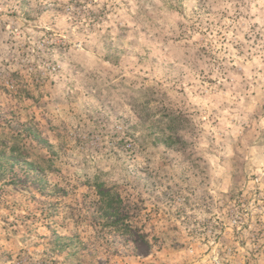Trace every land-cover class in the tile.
Listing matches in <instances>:
<instances>
[{
    "label": "rangeland",
    "instance_id": "rangeland-1",
    "mask_svg": "<svg viewBox=\"0 0 264 264\" xmlns=\"http://www.w3.org/2000/svg\"><path fill=\"white\" fill-rule=\"evenodd\" d=\"M158 262L264 264V0H0V264Z\"/></svg>",
    "mask_w": 264,
    "mask_h": 264
},
{
    "label": "clouds",
    "instance_id": "clouds-1",
    "mask_svg": "<svg viewBox=\"0 0 264 264\" xmlns=\"http://www.w3.org/2000/svg\"><path fill=\"white\" fill-rule=\"evenodd\" d=\"M98 117L101 119H107L105 114L102 113H98ZM117 156H119V153H117ZM132 180L136 181V182H142L143 184L147 185L148 184V176L146 174L141 175L140 173L143 171L142 169H137L135 167L129 168L128 169ZM135 223V221H133V224ZM168 239L167 236H164L163 234H161V243H163L164 240ZM127 241H132L133 243H135L137 246H142L143 245V238L136 233L134 230L131 231L129 233V235L125 238V240L121 241V242H127ZM165 251L158 254L160 256V261H166L168 259L167 256V245H164ZM158 264H160V262H158Z\"/></svg>",
    "mask_w": 264,
    "mask_h": 264
}]
</instances>
